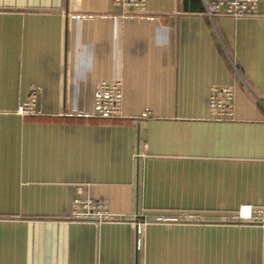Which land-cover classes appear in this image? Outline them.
<instances>
[{
    "label": "crops",
    "instance_id": "obj_1",
    "mask_svg": "<svg viewBox=\"0 0 264 264\" xmlns=\"http://www.w3.org/2000/svg\"><path fill=\"white\" fill-rule=\"evenodd\" d=\"M122 13L0 0V264H264V227L228 221L264 207V0L239 19L202 0ZM103 80L122 84L121 118L90 116ZM215 86H233L231 118L210 114ZM78 190L121 220L70 221Z\"/></svg>",
    "mask_w": 264,
    "mask_h": 264
},
{
    "label": "built area",
    "instance_id": "obj_2",
    "mask_svg": "<svg viewBox=\"0 0 264 264\" xmlns=\"http://www.w3.org/2000/svg\"><path fill=\"white\" fill-rule=\"evenodd\" d=\"M146 0H111V4L122 10V16L136 15L131 12H140L145 9ZM259 0H202L205 15L213 21L219 16L233 19L255 17L258 15ZM127 12V13H126ZM130 14H129V13ZM40 89L33 87L27 99L18 107L17 112L22 116L39 113L37 111V98ZM233 86H215L211 89L208 99V110L212 115L222 118H231L233 115ZM123 91L119 81H100L93 91L91 117L99 119H115L122 117ZM144 112L141 116H146ZM89 116V117H90ZM139 155L137 154V157ZM70 221L91 222L95 225L121 220L109 211L106 200L95 199L78 190L72 200ZM200 220L197 214L188 213L173 219L171 222L196 223ZM161 220H158V222ZM229 222H247L264 227V207H246L245 212L232 215ZM148 222H134L136 231V249L141 248L144 226Z\"/></svg>",
    "mask_w": 264,
    "mask_h": 264
},
{
    "label": "clouds",
    "instance_id": "obj_3",
    "mask_svg": "<svg viewBox=\"0 0 264 264\" xmlns=\"http://www.w3.org/2000/svg\"><path fill=\"white\" fill-rule=\"evenodd\" d=\"M165 32L164 29H160V28H157L153 31V34H152V39H153V42L155 45L157 46H161L163 41H162V36H163V33ZM87 67L86 66H82V71H87Z\"/></svg>",
    "mask_w": 264,
    "mask_h": 264
},
{
    "label": "water",
    "instance_id": "obj_4",
    "mask_svg": "<svg viewBox=\"0 0 264 264\" xmlns=\"http://www.w3.org/2000/svg\"><path fill=\"white\" fill-rule=\"evenodd\" d=\"M185 2L187 1V0H184Z\"/></svg>",
    "mask_w": 264,
    "mask_h": 264
}]
</instances>
